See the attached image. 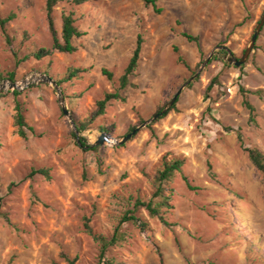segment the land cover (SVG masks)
<instances>
[{
	"label": "rangeland",
	"instance_id": "1",
	"mask_svg": "<svg viewBox=\"0 0 264 264\" xmlns=\"http://www.w3.org/2000/svg\"><path fill=\"white\" fill-rule=\"evenodd\" d=\"M59 1V33L63 14H74L85 36L75 40L77 53L53 51L38 60L35 53L53 45L46 0H0V18L15 16L6 26L11 44L0 27V85L11 74L21 83L82 71L60 87L72 120L50 84L32 83L17 99L14 91L0 89V264H67L63 254L75 264H99L101 244L85 224L111 239L124 213L120 199L147 201L164 158L186 161L183 175L195 190L178 174L169 188L170 225L138 211L141 221L123 225L124 240L110 246L106 258L115 264H264V176L239 141L241 134L245 148L264 153V27L243 66L229 64L220 49L242 58L264 0H157L160 12L143 0ZM184 34L200 38L203 56ZM138 36L143 51L124 101H113L105 117L79 130L76 121H86L97 102L119 88ZM212 53L174 109L129 142L106 143L99 155L79 145H94L108 133L103 125L114 126L109 134L121 141L165 108ZM16 100L34 130L27 139L15 126ZM245 100L256 110L255 123ZM34 170H46L50 178L31 177Z\"/></svg>",
	"mask_w": 264,
	"mask_h": 264
},
{
	"label": "trees",
	"instance_id": "2",
	"mask_svg": "<svg viewBox=\"0 0 264 264\" xmlns=\"http://www.w3.org/2000/svg\"><path fill=\"white\" fill-rule=\"evenodd\" d=\"M146 6H152L154 9H156L157 12H160V10H157V0H143ZM243 1V0H242ZM59 0H46V11H47V21L49 26V31L52 36L53 45L52 49H40L38 52L35 53L36 59L40 60L44 57L50 56L53 51H57L62 54H74L79 51L78 46L75 43L76 39H80L85 34L81 32V30L77 26V20L74 17V14H63L62 16V32L61 34L57 30L55 17H54V11L55 7L59 4ZM86 0H75V3L77 5H81L85 3ZM15 18L14 15L8 17L7 19H1L0 18V27L6 37V40L11 44L12 41L7 33V24L8 22L12 21ZM184 37L192 43H195L200 48V52L202 56L204 53H202L201 45H200V38L194 37L189 34H184ZM143 51V40L141 36H138L137 39V46L136 49L133 52V56L125 69L123 75L119 79V88H116V91L114 93H107L104 97V99L99 100L97 102V106L94 112L91 113L90 117L82 122L79 123L76 121L77 128L81 131L86 130L89 128V125L91 123H95L98 119L105 117L107 113V109L111 105L113 101H124L123 93L131 87L132 84V78L135 76L138 68L139 63L141 59V54ZM176 52H179L178 49H176ZM204 58V57H203ZM179 61L182 63L186 68L190 69V66L186 63V61L183 60L181 56H179ZM224 66L229 67V64L223 62ZM82 71L77 68L70 69L64 78L62 79H55L52 77L60 87H63L67 82L72 81L73 79L77 78L78 74H80ZM104 75L108 77L109 80H113L114 75L110 73L107 70L103 71ZM47 75H50V73H47ZM4 79L3 76H0V80ZM218 76L213 80L211 86L209 89H212L215 84L217 83ZM9 81L12 83L16 82L15 75L11 74L9 75ZM244 92V90H243ZM14 97L16 99L20 96L19 91L13 92ZM67 99H72V97H66ZM178 102V101H177ZM246 107L251 112V121L255 123V108L247 101L245 100ZM163 108H158L157 113L159 114L162 112ZM174 109V107H173ZM171 109L170 111H172ZM16 114L14 116L15 126L18 128V134L21 138L27 139V131H34L33 128H31L27 122L26 117L23 111L22 104L16 100ZM166 116V115H165ZM163 118V117H162ZM160 118V119H162ZM145 122L144 119H140L139 123L140 125ZM151 128V127H149ZM101 130L113 133L114 126H107L103 125L100 128ZM136 129V127L131 128L130 132H133ZM76 137V135H74ZM239 141L241 143L242 148L244 151L248 154L250 161L252 164L258 169L259 172L262 173L264 176V153H262L258 149H250L245 148L243 144V137L241 134L239 135ZM85 142V140H84ZM79 145L82 148H85L84 150L86 153H94L98 154L100 153L101 148L96 146H88L83 142H79ZM186 164V161L184 159L180 158H173L171 160H168V158H164L161 164V167L157 170L155 175L151 178V185L154 188V193L151 195V197L146 201L142 200L141 198L134 199V197L131 196V198H121L120 203L124 206V213L119 220L118 226L115 228V233L111 239H107L103 235H95L93 234L92 228L89 226L88 223L85 224L86 231L93 235L95 240L101 244V261L99 264H115L113 261L106 258V251L110 246L116 245L117 243L124 240L125 235L121 232V229L124 224L133 222L137 224L141 220L137 218V213L140 210H145L149 217L152 219H159L163 224L169 226L170 224L167 222V219L165 217V214L172 209L171 201H172V192H170V185L175 179V177L178 174H181L184 178V181L188 185L190 190H195L193 186L189 183V179L184 176L183 169ZM35 175H43L48 178H50V174L46 170H34L31 174V177H34ZM146 227V224H143V228ZM62 257L64 258L65 262L67 264H75L76 259L72 260L67 255L63 254Z\"/></svg>",
	"mask_w": 264,
	"mask_h": 264
},
{
	"label": "water",
	"instance_id": "3",
	"mask_svg": "<svg viewBox=\"0 0 264 264\" xmlns=\"http://www.w3.org/2000/svg\"><path fill=\"white\" fill-rule=\"evenodd\" d=\"M264 27V15L260 21V23L257 26L256 32L254 34V36L252 37L250 46L246 49L244 55L242 56L241 59L236 58L235 56L232 55V53L229 52V50L227 49V47H222L220 48L223 51H226L228 53V55L230 56L229 58H227V62L231 65H234L235 67L239 68L241 66H243L247 60L249 59L250 55L252 54L258 38L262 32V29ZM214 53H212L203 63V65L201 66L200 70L197 72V74H195L182 88H180V90L175 94V96L172 98V100L167 104V106L163 109L162 112H160L159 114H156L152 119L146 121L141 127L136 128L133 132H131L130 134H128L127 136H125L121 141H115V144L122 146L124 144H126L127 142H129L141 129L146 128L147 126H149L150 124L154 123L155 121L159 120L160 118H162L163 116H165L170 110L171 108L177 103L179 97L181 96V94L183 93L184 89L189 86L198 76L199 74L206 68V66L211 62V60L214 57ZM39 80L37 82H43L46 84H50L52 85L56 90L57 93L59 95V100L60 103L62 104V110L63 113L66 117L70 118V120H72L71 118V114L68 111V109L65 106V99L62 95V90L60 88V86L58 85V83L56 81H54L51 77L46 76V75H39ZM28 79V78H27ZM27 79H25L24 81L20 83L15 82L12 83L10 81H6L4 84L0 85V89L1 90H10V91H23L25 88H28L30 86V84L35 83H28ZM36 82V83H37ZM6 85H8L6 87ZM72 125L74 126V128L76 129V125L74 123H72ZM111 140H114L112 138V135L109 133H104L102 134L99 139L96 141V143L94 145H90V146H96V147H102L104 146L106 143L110 144Z\"/></svg>",
	"mask_w": 264,
	"mask_h": 264
},
{
	"label": "bare ground",
	"instance_id": "4",
	"mask_svg": "<svg viewBox=\"0 0 264 264\" xmlns=\"http://www.w3.org/2000/svg\"><path fill=\"white\" fill-rule=\"evenodd\" d=\"M39 76L38 75H36V76H32V77H30V78H28L27 79V81H28V83H32V82H37L38 80H39ZM21 84V83H20ZM8 85H6V87H7ZM110 144L111 145H115V140H111V142H110Z\"/></svg>",
	"mask_w": 264,
	"mask_h": 264
}]
</instances>
